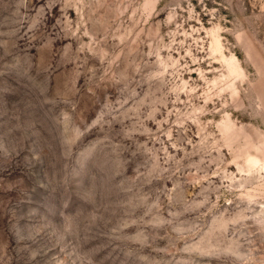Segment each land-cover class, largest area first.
<instances>
[{"label":"rangeland","instance_id":"obj_1","mask_svg":"<svg viewBox=\"0 0 264 264\" xmlns=\"http://www.w3.org/2000/svg\"><path fill=\"white\" fill-rule=\"evenodd\" d=\"M0 264H264V0H0Z\"/></svg>","mask_w":264,"mask_h":264},{"label":"bare ground","instance_id":"obj_2","mask_svg":"<svg viewBox=\"0 0 264 264\" xmlns=\"http://www.w3.org/2000/svg\"><path fill=\"white\" fill-rule=\"evenodd\" d=\"M249 157H251V156H249ZM252 157H253V156H252ZM249 159H250V158H249ZM249 161H250V160H249ZM252 163H253V162H252V160H251V164H252ZM251 164H250V165H251ZM253 164H254V163H253ZM255 165H256V164H255Z\"/></svg>","mask_w":264,"mask_h":264}]
</instances>
